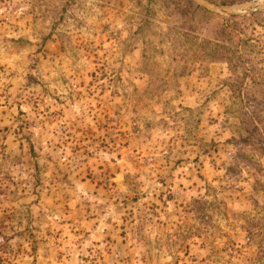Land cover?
<instances>
[{
	"label": "rangeland",
	"instance_id": "obj_1",
	"mask_svg": "<svg viewBox=\"0 0 264 264\" xmlns=\"http://www.w3.org/2000/svg\"><path fill=\"white\" fill-rule=\"evenodd\" d=\"M181 24L162 0H0V264H264V147L224 62L184 68Z\"/></svg>",
	"mask_w": 264,
	"mask_h": 264
},
{
	"label": "trees",
	"instance_id": "obj_2",
	"mask_svg": "<svg viewBox=\"0 0 264 264\" xmlns=\"http://www.w3.org/2000/svg\"><path fill=\"white\" fill-rule=\"evenodd\" d=\"M233 4L244 0H218ZM162 6L174 21L182 22L176 27L178 37L173 39L177 55L185 60L184 68L191 66L194 58L211 62H224L230 72V84L237 96L243 99L244 134L241 142L264 147V9L250 15H230L215 29L211 38L201 37L198 23L214 15L194 0H162ZM194 21V22H193ZM248 21H252L248 23ZM197 65L194 64L193 67ZM260 88L262 97L251 94V88ZM245 93V95H244Z\"/></svg>",
	"mask_w": 264,
	"mask_h": 264
},
{
	"label": "water",
	"instance_id": "obj_3",
	"mask_svg": "<svg viewBox=\"0 0 264 264\" xmlns=\"http://www.w3.org/2000/svg\"><path fill=\"white\" fill-rule=\"evenodd\" d=\"M194 1L197 2L198 4L202 5L203 7L207 8L211 12H221V13H224V14H227V15L252 13V12H255L257 10H261L264 7V3H263V4H258L255 7H252L249 11L239 12V11H236V10H232L230 8V6H227L225 4L212 3V2H210L208 0H194Z\"/></svg>",
	"mask_w": 264,
	"mask_h": 264
},
{
	"label": "bare ground",
	"instance_id": "obj_4",
	"mask_svg": "<svg viewBox=\"0 0 264 264\" xmlns=\"http://www.w3.org/2000/svg\"><path fill=\"white\" fill-rule=\"evenodd\" d=\"M240 12V11H239Z\"/></svg>",
	"mask_w": 264,
	"mask_h": 264
}]
</instances>
